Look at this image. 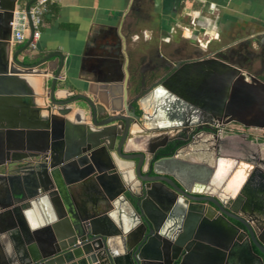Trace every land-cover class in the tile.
Wrapping results in <instances>:
<instances>
[{"label": "water", "instance_id": "obj_1", "mask_svg": "<svg viewBox=\"0 0 264 264\" xmlns=\"http://www.w3.org/2000/svg\"><path fill=\"white\" fill-rule=\"evenodd\" d=\"M18 1L0 0V108L17 105L21 110L0 113V264H150L162 260L163 248L169 252L165 264H200L206 256L197 250L215 249V243L201 237L207 235L201 229L194 234L197 223L211 226L230 218L244 223L264 253L250 215L207 189L214 166L181 156L195 141L191 132L211 130L215 120L264 129V80L217 58L186 63L161 84L170 82L165 92L172 101L156 118L143 110L136 113L134 102L140 99L128 98V72L125 94L117 99L123 108L119 104L109 111L84 94L58 99L62 54L32 64L27 62L32 58H20L33 39L30 19L25 44L6 51ZM34 1L24 5L28 17ZM53 57L61 63L49 88V104L37 106L35 90L25 85L27 75ZM207 62L216 63L214 71ZM79 100L85 107L72 122L65 116ZM86 107L91 124L85 122ZM44 109L47 114L41 115ZM202 133L206 139L213 136ZM184 138L190 139L187 144ZM174 139L175 146L185 145L162 154ZM20 172L24 175L17 183L11 175ZM185 216L192 225L181 234ZM230 241L220 248L228 249ZM248 248L253 253L250 241Z\"/></svg>", "mask_w": 264, "mask_h": 264}, {"label": "crops", "instance_id": "obj_2", "mask_svg": "<svg viewBox=\"0 0 264 264\" xmlns=\"http://www.w3.org/2000/svg\"><path fill=\"white\" fill-rule=\"evenodd\" d=\"M27 1L21 4L19 0L16 7L24 8ZM39 28L35 47L29 45L20 58L30 57L32 60L27 62L32 64L61 53L63 65L56 85L57 98L84 94L110 111L112 106L124 107L117 99L125 94L127 72L132 65L146 63L158 52L166 54L167 49L176 48L185 38L202 50H206L208 42L218 47L223 38L232 41L231 45L251 38H260L264 44V0H56L48 5ZM28 37L29 33L22 44L15 45L10 35L6 51L21 48ZM60 63L59 58L53 57L27 75L30 79L25 85L35 90L37 106L49 104V88ZM134 96L133 91L129 92L128 98ZM143 98L136 106L152 114ZM71 106L73 112L65 118L75 122L73 115L85 107V102L79 100ZM11 107L18 108L6 105L0 113L5 114ZM85 109V122L91 124ZM23 175L20 172L11 177L19 183ZM3 184L0 180V186ZM78 193L72 195L75 203L79 201ZM207 208L205 204L204 212Z\"/></svg>", "mask_w": 264, "mask_h": 264}, {"label": "flooded vegetation", "instance_id": "obj_3", "mask_svg": "<svg viewBox=\"0 0 264 264\" xmlns=\"http://www.w3.org/2000/svg\"><path fill=\"white\" fill-rule=\"evenodd\" d=\"M256 41V38H251L231 45L229 43L232 41L223 38L218 47L214 48L208 42L206 50H202L201 47L192 46V41L185 38L176 48L167 49L166 54L158 52L157 55H152L148 62L137 66L132 65L129 72V84L135 96L139 95V99L144 97L143 101H148L146 107L152 108L150 115L159 117L169 108L172 101L165 92L171 86L170 82L167 85L161 84L186 63L217 58L221 62L241 69L245 74L264 80V44L260 38ZM254 42L257 43L256 48L252 47ZM205 65L212 71L216 67L215 62H207ZM206 78L209 84L212 74H208ZM157 82H160V87L156 85ZM150 98L153 100L152 103ZM137 102H134L135 110L137 114H140L141 109L136 106ZM211 128V130H203L213 133V136L208 139L205 138L202 130L195 128L190 134L195 141L190 147L181 151V156L190 163L204 162L214 166V174L206 185L207 189L219 194L228 205L239 212L250 215L252 220L250 226L255 229L254 235L264 249V139H255L246 132H231L226 126L221 131L215 130L214 125H211ZM189 140L184 138L186 144ZM177 141L176 139L169 141L161 153H174L185 145L181 141L175 146ZM189 222L190 220L188 221L185 216L181 223V234L184 226L192 225ZM200 229L202 233L207 234H200L201 237L213 240L215 243L212 244L215 249L197 250L206 256L201 259L200 264H264L263 251L252 243L250 232L240 220L235 218H230L229 222L215 220L211 226L200 222L197 223L194 234H197ZM230 239L228 249L220 248L228 246ZM247 240L251 243L253 253L249 251ZM216 248L224 254L216 251ZM167 253H169L167 249L163 248L162 260L156 263L165 264L164 258ZM253 254L259 256L261 261Z\"/></svg>", "mask_w": 264, "mask_h": 264}, {"label": "built area", "instance_id": "obj_4", "mask_svg": "<svg viewBox=\"0 0 264 264\" xmlns=\"http://www.w3.org/2000/svg\"><path fill=\"white\" fill-rule=\"evenodd\" d=\"M56 0H35L29 7V17L25 12L24 8H16L13 12L11 25V42L13 44H22L27 34L30 32V22L34 27L33 39L30 43L31 47H35V40L39 36V27L42 24L43 16L47 12L48 5ZM215 130L221 131L224 126H226L231 132H246L255 139H264V129L256 127H247L243 124H236L235 122H230L223 124L222 122L215 121L213 124ZM235 126V128H234ZM238 126V128L236 127Z\"/></svg>", "mask_w": 264, "mask_h": 264}, {"label": "rangeland", "instance_id": "obj_5", "mask_svg": "<svg viewBox=\"0 0 264 264\" xmlns=\"http://www.w3.org/2000/svg\"><path fill=\"white\" fill-rule=\"evenodd\" d=\"M202 37V36H201ZM252 47H253V45H252ZM253 48H256V47H253ZM173 58L174 57H176V56H172ZM146 124V123H145ZM148 125V124H147ZM237 128H238V126H236ZM234 128H235V126H234ZM139 134H141V135H144V134H146L145 132H142V133H139ZM139 134H136V135H139Z\"/></svg>", "mask_w": 264, "mask_h": 264}, {"label": "trees", "instance_id": "obj_6", "mask_svg": "<svg viewBox=\"0 0 264 264\" xmlns=\"http://www.w3.org/2000/svg\"><path fill=\"white\" fill-rule=\"evenodd\" d=\"M21 4H23V0H21ZM138 112H140V110H138Z\"/></svg>", "mask_w": 264, "mask_h": 264}, {"label": "bare ground", "instance_id": "obj_7", "mask_svg": "<svg viewBox=\"0 0 264 264\" xmlns=\"http://www.w3.org/2000/svg\"><path fill=\"white\" fill-rule=\"evenodd\" d=\"M40 29V28H39ZM19 45V44H18ZM136 130V128H133V131ZM181 171V170H180Z\"/></svg>", "mask_w": 264, "mask_h": 264}]
</instances>
